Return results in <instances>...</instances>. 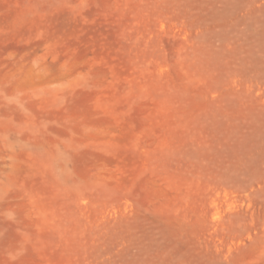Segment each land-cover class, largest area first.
Wrapping results in <instances>:
<instances>
[{
  "label": "rangeland",
  "instance_id": "374dc122",
  "mask_svg": "<svg viewBox=\"0 0 264 264\" xmlns=\"http://www.w3.org/2000/svg\"><path fill=\"white\" fill-rule=\"evenodd\" d=\"M0 264H264V0H0Z\"/></svg>",
  "mask_w": 264,
  "mask_h": 264
}]
</instances>
